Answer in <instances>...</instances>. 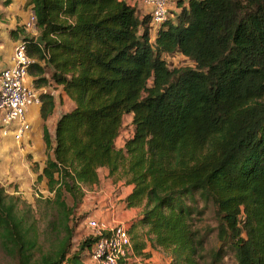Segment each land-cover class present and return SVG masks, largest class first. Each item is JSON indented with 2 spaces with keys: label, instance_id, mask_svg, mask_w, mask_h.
I'll return each mask as SVG.
<instances>
[{
  "label": "trees",
  "instance_id": "1",
  "mask_svg": "<svg viewBox=\"0 0 264 264\" xmlns=\"http://www.w3.org/2000/svg\"><path fill=\"white\" fill-rule=\"evenodd\" d=\"M174 2V22L151 41L150 16L125 0H28L42 44L21 43L45 91L40 116L53 114L57 90L73 108L53 140L43 129L35 184L52 196L33 207L0 185L4 264H87L99 237L74 246L71 220L100 169L132 185L124 205L140 209L127 229L134 253L149 243L170 264H216L224 250L207 253L195 229L210 205L235 264H264V0ZM175 54L194 66L170 69ZM125 116L133 129L120 148ZM40 208L51 217L45 231Z\"/></svg>",
  "mask_w": 264,
  "mask_h": 264
},
{
  "label": "crops",
  "instance_id": "2",
  "mask_svg": "<svg viewBox=\"0 0 264 264\" xmlns=\"http://www.w3.org/2000/svg\"><path fill=\"white\" fill-rule=\"evenodd\" d=\"M125 1L136 8L140 19L149 15L150 9L143 5L141 0ZM169 9L174 16L178 12L176 4ZM32 17H34V13L32 7L28 5V0H9L8 3H6V0H0V72L13 66L14 49L23 39L37 38L36 23L31 22ZM170 22H174V19ZM150 32L151 41H153L155 34L153 31ZM25 83L35 88L33 77L30 74H28ZM38 91L41 93L43 89ZM53 93L56 96L60 93V90ZM61 98L69 101L68 108L70 107L69 110H71L73 103L63 94ZM65 107L67 108V105ZM60 115L61 113H57L55 107L53 114L44 122L40 116V105L29 107L26 113V121L30 126V130L25 133L22 140L16 142L12 136L0 137V179L7 180V183H17L19 193L22 189H24L23 193L28 192L41 173L47 158L46 146L43 141V129L44 126L47 127L53 140L55 123ZM49 155H51V152H49ZM33 167L37 169L36 172ZM1 173L6 174L2 176ZM98 178V184L86 191L80 208L77 207L79 213L85 215L84 226L86 219L91 218L104 222L108 227L116 224L129 227L140 214V209H128L124 205V200L131 192L132 185L123 182L113 183L108 178L106 169L98 171ZM84 230V233L88 235L87 229ZM131 251V264H170L171 261L164 253L153 249L149 243L139 255L134 253L132 248ZM86 263L95 264L90 258L86 260Z\"/></svg>",
  "mask_w": 264,
  "mask_h": 264
},
{
  "label": "built area",
  "instance_id": "3",
  "mask_svg": "<svg viewBox=\"0 0 264 264\" xmlns=\"http://www.w3.org/2000/svg\"><path fill=\"white\" fill-rule=\"evenodd\" d=\"M150 9L151 30L175 19L168 0H141ZM35 23V17L31 18ZM34 61L26 54V47L19 43L13 53V66L0 72V137L12 136L20 142L30 130L26 121L29 107L40 105V91L26 85L28 68ZM44 91V90H43ZM45 92V91H44ZM88 235L99 237L92 246L89 258L95 264H131V240L128 227L116 224L108 227L104 222L86 219Z\"/></svg>",
  "mask_w": 264,
  "mask_h": 264
},
{
  "label": "rangeland",
  "instance_id": "4",
  "mask_svg": "<svg viewBox=\"0 0 264 264\" xmlns=\"http://www.w3.org/2000/svg\"><path fill=\"white\" fill-rule=\"evenodd\" d=\"M169 8L175 5L174 0H168ZM166 64L170 69L173 68H180V67H193V63L186 59L185 57L175 54L172 56H166L165 57ZM56 112L57 113H63V111L69 110L68 108L69 101L67 99L59 98V94H56ZM67 105V108L65 107ZM64 106V107H62ZM65 109V110H64ZM131 116H125L123 119V125H122V131L120 133V136L116 140V146L122 147L124 145L125 140L131 135L132 133V126H131ZM33 170L36 172L37 169L33 167ZM6 173H1L2 176H4ZM1 178V177H0ZM7 180L0 179V185L4 187L6 193L8 194H17L19 197L24 200L26 203L30 204L31 206L35 207V203L37 199L42 198H48L52 195L48 193L45 181H41L38 184H33L32 187L29 188L28 192L23 193L24 189L21 190V193L18 192V184H14L13 182H6ZM66 203L71 207L72 201L69 197H66ZM201 205V204H200ZM80 204L77 206L80 208ZM77 207L75 208L76 211L73 213V217L71 220L72 226H74V236H73V244L74 246H77L80 238H85L87 235L84 233V219L85 215L82 213H79V210H77ZM82 214V215H81ZM37 218L40 219V228L41 230L45 231V228L49 226L51 217L47 216V213L40 208L39 214H37ZM216 227L217 222L215 220V217L213 215L212 207L209 205L207 206V209L205 210V213L203 216L199 217L195 221V229L199 232L201 236L205 238V249L208 252H211L216 249H223L225 254L224 257H222L216 264H235V260L233 257V252L228 248L227 246H223L219 243V241L216 238ZM5 255L2 253L0 249V264H4L6 262ZM203 264H208V261H204Z\"/></svg>",
  "mask_w": 264,
  "mask_h": 264
},
{
  "label": "water",
  "instance_id": "5",
  "mask_svg": "<svg viewBox=\"0 0 264 264\" xmlns=\"http://www.w3.org/2000/svg\"><path fill=\"white\" fill-rule=\"evenodd\" d=\"M36 42L39 43V44H42V39H41L40 36H38V37L36 38Z\"/></svg>",
  "mask_w": 264,
  "mask_h": 264
}]
</instances>
